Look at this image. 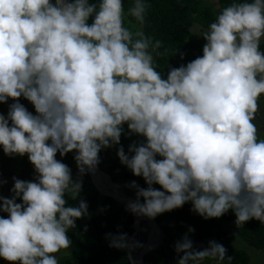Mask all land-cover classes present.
I'll list each match as a JSON object with an SVG mask.
<instances>
[{"label": "clouds", "instance_id": "obj_1", "mask_svg": "<svg viewBox=\"0 0 264 264\" xmlns=\"http://www.w3.org/2000/svg\"><path fill=\"white\" fill-rule=\"evenodd\" d=\"M147 7L133 0L125 13L122 0H0V104L14 101L7 116L0 113V148L27 155L37 174L13 177L11 198L0 195L7 214L0 258L8 264H59L55 254L72 245L69 230L89 213L83 200L66 206L82 180L57 153H75L79 176L94 173L124 125L144 141L129 145L131 156L117 148V156L148 185H128L136 190L130 213L154 219L191 202L204 219L232 210L237 226L264 223V138L254 123L264 95V0L220 8L201 35L202 55L166 78L152 54L161 41L125 26V15L143 26ZM106 238L128 247L126 234ZM174 250L176 264H219L227 253L216 241L195 250L187 234Z\"/></svg>", "mask_w": 264, "mask_h": 264}, {"label": "trees", "instance_id": "obj_2", "mask_svg": "<svg viewBox=\"0 0 264 264\" xmlns=\"http://www.w3.org/2000/svg\"><path fill=\"white\" fill-rule=\"evenodd\" d=\"M89 2L95 3L97 0H89ZM122 2L125 13H127L128 8L132 6L133 0H122ZM145 2L148 7L143 26L127 15H125V20L136 24L139 27V31H143L144 35L151 38L153 43L157 40L161 41L160 48L154 51L150 48V51H152L154 57V66L166 78L169 68L186 65L202 55L203 43H206V41L201 35L208 29L210 23L215 22L218 11L212 3L203 0H145ZM229 3L226 0H219V9ZM89 23H91V18ZM132 31L136 32L135 30ZM261 50L264 51V41L261 42ZM181 53H183V59H181ZM13 102L9 100L5 104L9 107ZM19 102L29 112L35 114L33 106L27 100L21 97ZM143 141V137L129 134L127 125H124L120 144L102 149L99 153L100 163L97 166L105 171L115 183L127 190L135 199L136 190L128 185L132 181H135L141 188H146L148 185L142 177L134 176L126 166L121 164L117 156V148L122 146L125 153L131 156V153L128 152L129 145L133 142L139 144ZM103 154L106 157H103ZM74 155V152H69L63 157L59 153L56 156V159L61 160L71 169L73 180H82V189L78 199L72 200L70 196H66V206L76 207L80 200H83L87 203L89 213L87 217L76 220L75 229L68 232L69 239L72 241V245L68 248L70 255L77 264H130L125 250L110 247V241L106 238L107 234L130 235L133 231L130 214L123 210L122 205L116 202L112 196L102 194L96 188L99 194L95 189L94 183L92 182V184L90 181L89 173L82 177L79 176L73 159ZM23 158L28 161L27 155L23 156ZM97 187L101 191L113 194L121 201L115 192L98 184ZM152 187L162 190L156 184H153ZM141 202H143L142 198ZM0 216L7 218L6 213H0ZM221 218L233 227L237 236L246 244L254 248H264L263 223L252 219L244 225L237 226L232 210H229ZM146 220H148L147 217ZM154 220L163 235L170 240L177 242L187 234L189 239H195L205 245H208L209 241H216L224 245L227 249L226 258L219 264H249L247 252L233 246L225 238L223 230L213 218L204 219L192 211L191 202L185 203L178 209L160 214ZM189 228L194 229V231L189 233ZM134 233H139L137 227L134 229ZM143 241L144 238H139L135 243L142 245ZM193 248L199 250L194 242ZM141 249L143 252L148 248L143 249L140 247ZM151 250L143 255L139 264H170V262L176 264L179 259L174 246L165 247V250L158 246ZM228 256H231V259H228Z\"/></svg>", "mask_w": 264, "mask_h": 264}, {"label": "rangeland", "instance_id": "obj_3", "mask_svg": "<svg viewBox=\"0 0 264 264\" xmlns=\"http://www.w3.org/2000/svg\"><path fill=\"white\" fill-rule=\"evenodd\" d=\"M205 1H213L215 6L219 3V0H205ZM226 1L231 2V0H226ZM125 26L128 27L130 30L139 31V27L136 24L129 23V21L127 20H125ZM204 44L205 43H203V45ZM8 110L9 107L6 104H0V113L7 116ZM260 120H262L264 123V115L261 118L256 116V120L254 121V123L256 124L258 123L257 127L259 129V136L260 138H264V130L262 129V123ZM103 157L106 156L103 154ZM36 175L37 174L35 173L33 165L29 161H25L24 158L21 156H11V157L7 156L3 153L2 148H0V180L5 181V183H3L2 186H0V195H3L7 198H11L12 193L10 192V189L13 187V179H12L13 177H16L17 179L24 181H34L36 179ZM93 179L98 185H101L97 180H95L94 177ZM105 188L107 189V187ZM111 191L115 192L118 195V198L122 201L124 205L125 196L120 195L118 192L114 190ZM17 202L18 203L20 202L19 199L17 200ZM128 213L132 218V228H133L132 242L134 246L136 245L135 243L136 240H138L139 238H144V241L140 246L141 248L150 249L151 247L154 246L157 247L156 245L160 243V241H162L164 248L175 245L176 241L170 240L165 236L161 237L158 231H155V229L152 227L149 220H147V222L144 223L141 217L134 219L133 215L130 212ZM213 219L216 222H218L219 226L224 232L225 238L228 239L233 246L237 248H241L247 252L249 256V264H264V248L261 249L254 248L246 244L241 238L237 236L233 227L221 217L213 218ZM136 227L138 228V232H139L137 234L134 233V229ZM191 240L195 243L196 248L199 250L206 248L208 246L195 239L191 238ZM128 249L130 250V248ZM55 255L57 257L59 264H77L74 258L70 255L68 249L62 250L56 253ZM0 264H8V262L0 258ZM170 264H174V263L170 262ZM202 264H217V261L206 259L205 261L202 262Z\"/></svg>", "mask_w": 264, "mask_h": 264}, {"label": "bare ground", "instance_id": "obj_4", "mask_svg": "<svg viewBox=\"0 0 264 264\" xmlns=\"http://www.w3.org/2000/svg\"><path fill=\"white\" fill-rule=\"evenodd\" d=\"M102 169L97 167L95 172L94 173H89L90 174V177H91V180L92 182L94 183V185L96 186V188L102 193V194H105V195H110L112 196L115 200H118L113 194L111 193H108V192H104V191H101L98 187H97V184L95 183L93 177L95 178V180H97L99 182V184L111 189V190H114L116 192H118L120 195H123L125 196V203H124V207L127 209V204L129 201H132L134 200L133 197L128 193L126 192L124 189H122V186L120 185H117L110 177L108 174H106L105 171H103L102 173ZM105 172V173H104ZM119 201V200H118ZM121 202V201H120ZM133 215V214H132ZM134 219H137L138 217L133 215ZM142 221L144 223L147 222L146 220V217H141ZM149 220V218H147ZM150 222V220H149ZM151 224V223H150ZM152 225V224H151ZM152 227L155 229V231H157V229L152 225ZM159 233V232H158ZM128 248H130V255H131V260L133 262V264H137L138 263V260H140L143 255L145 253H147L149 250L151 249H155L156 247H151L150 249H147L145 251L142 252V249L140 250V247H135L133 242H132V238H130L128 240ZM145 249V248H143ZM131 250H133V252H131Z\"/></svg>", "mask_w": 264, "mask_h": 264}, {"label": "water", "instance_id": "obj_5", "mask_svg": "<svg viewBox=\"0 0 264 264\" xmlns=\"http://www.w3.org/2000/svg\"><path fill=\"white\" fill-rule=\"evenodd\" d=\"M102 173H103V171H102ZM105 173V172H104ZM107 174V173H106ZM90 177V176H89ZM90 181H91V183H92V180H91V178H90ZM93 184V183H92ZM117 184V183H116ZM117 185H119V184H117ZM94 186V185H93ZM121 186V185H120ZM95 187V186H94ZM95 189H96V187H95ZM122 189H124L123 187H122ZM97 190V189H96ZM125 190V189H124ZM98 191V190H97ZM126 192H128L127 190H125ZM98 193H99V191H98ZM100 194V193H99ZM133 199L135 200V198L133 197ZM116 202H118L120 205H122V209L123 210H125V211H128L124 206H123V204L120 202V201H118V200H115ZM129 212V211H128ZM132 214V213H131ZM150 220V223L157 229V231L159 232V234H160V236L161 237H163L164 235H163V233H162V231H161V229H160V227L157 225V223L155 222V220L154 219H149ZM132 236H133V233H131L130 235H127V239L129 240L130 238H132ZM157 247L159 246V247H161L163 250H165V248H164V246H163V244H162V241H160V243H158L157 245H156ZM124 250H125V252H126V254H127V256H128V259H129V262H130V264H133V262H132V260H131V255H130V250L128 249V247L127 248H124ZM154 250V249H153ZM150 251H152V250H150ZM149 251V252H150ZM148 252V253H149ZM140 261H141V259L140 260H138V263L137 264H139L140 263Z\"/></svg>", "mask_w": 264, "mask_h": 264}, {"label": "crops", "instance_id": "obj_6", "mask_svg": "<svg viewBox=\"0 0 264 264\" xmlns=\"http://www.w3.org/2000/svg\"><path fill=\"white\" fill-rule=\"evenodd\" d=\"M203 1H205V0H203ZM206 2H210V3H212V5L214 6V8L219 12V7H217V5L215 6V4L213 3V1H206ZM219 6V5H218ZM258 103H259V110H258V112H257V116L259 117V118H261V117H263V115H264V98L263 99H261V100H259L258 101ZM261 121V123H262V129L264 130V123H263V121L262 120H260ZM260 123V122H259ZM258 124V123H257Z\"/></svg>", "mask_w": 264, "mask_h": 264}, {"label": "built area", "instance_id": "obj_7", "mask_svg": "<svg viewBox=\"0 0 264 264\" xmlns=\"http://www.w3.org/2000/svg\"><path fill=\"white\" fill-rule=\"evenodd\" d=\"M264 98V95H262L261 97H260V99L259 100H261V99H263Z\"/></svg>", "mask_w": 264, "mask_h": 264}]
</instances>
